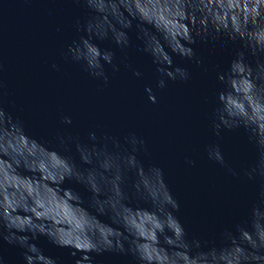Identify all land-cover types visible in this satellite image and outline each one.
<instances>
[{"label":"clouds","instance_id":"9594fccd","mask_svg":"<svg viewBox=\"0 0 264 264\" xmlns=\"http://www.w3.org/2000/svg\"><path fill=\"white\" fill-rule=\"evenodd\" d=\"M86 6L92 15L76 25L84 34L68 48L73 60L83 62L91 76L105 82L109 79L105 65L119 68L113 63L114 50L101 47L109 37L125 49L132 43L129 32L135 31L138 50L156 66L158 89L165 88L167 80L192 78L189 67L175 63L174 55L208 71L193 46L206 43L222 49L231 44L228 66L215 72L220 87L212 131L219 137L222 130L242 128L259 150L256 164L245 175L249 180L264 175V0H164L163 4L160 0H86ZM133 72L142 76L138 68ZM145 91L149 101L156 103L151 85ZM63 122L71 125L72 117L64 115ZM144 143L133 134L129 150L107 135L102 142L95 131L88 133V141L71 135H58L55 142L37 139L27 134L19 116L0 104V237L24 250L25 264H61L35 242L42 235L56 246L73 249V257L80 252L75 264H94L93 254L106 251L131 254L137 264H264V189L249 217L225 229L221 243L209 245L189 236L177 215L181 204L167 184L164 169L145 165L139 158ZM207 155L226 163L218 143L207 147ZM186 159L195 165L194 159ZM229 171L240 174L230 166ZM66 179L91 192L88 207L95 209L93 217L108 216L111 226L98 231H85L80 222L71 231L58 227L61 213L57 197L50 195V184L65 205L69 200L80 205L82 201L71 188L61 187ZM133 204L150 209L151 214L137 223L130 215ZM149 234L152 247L140 239ZM0 264H8L2 254Z\"/></svg>","mask_w":264,"mask_h":264},{"label":"water","instance_id":"95a60500","mask_svg":"<svg viewBox=\"0 0 264 264\" xmlns=\"http://www.w3.org/2000/svg\"><path fill=\"white\" fill-rule=\"evenodd\" d=\"M91 15L86 0H0V104L19 116L27 134L37 139L55 142L58 135H71L88 141V133L95 131L102 142L107 135L130 150L135 134L145 142L139 158L145 165L164 169L167 184L181 204L177 215L189 236L196 235L209 245L221 243L223 231L249 217L264 189V175L251 180L245 175L256 164L259 150L244 130H222L219 137L212 131L220 87L215 72L228 66L231 44L222 49L206 43L193 46L208 71L174 55L175 63L189 67L192 78L167 80L166 87L158 89L156 66L147 53L138 50L135 31L129 32L132 43L125 49L109 37L101 47L114 50L113 63L119 68L106 64L109 79L105 82L91 76L83 62L73 60L68 48L84 34L77 29V21L83 25ZM136 68L141 77L134 75ZM146 85L155 91L156 103L149 101ZM64 115L72 117L71 125L63 122ZM217 143L225 155L224 165L207 155V147ZM73 154L79 163L74 147ZM186 158L194 159L195 165ZM229 166L240 174L232 175ZM50 187L61 213L58 227L71 231L80 222L85 231H98L112 225L108 216L93 217L95 209L88 207L91 192L84 185L66 179L61 186L78 193L81 205L71 200L65 205L56 186ZM146 213L151 210L130 206L137 223ZM140 239L154 246L151 234ZM35 242L61 264H75L81 254L73 257V249L56 246L43 235ZM23 251L0 237V254L8 264H25ZM93 255L94 264H137L131 254L106 251Z\"/></svg>","mask_w":264,"mask_h":264}]
</instances>
